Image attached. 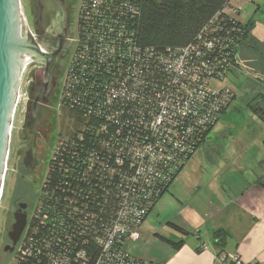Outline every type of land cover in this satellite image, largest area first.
I'll list each match as a JSON object with an SVG mask.
<instances>
[{
  "label": "built area",
  "instance_id": "2783aa9c",
  "mask_svg": "<svg viewBox=\"0 0 264 264\" xmlns=\"http://www.w3.org/2000/svg\"><path fill=\"white\" fill-rule=\"evenodd\" d=\"M133 1L116 0L117 5L109 6L104 0H78L60 108L78 109L76 116L87 125L67 119L70 127L54 146L41 198L16 244L12 264H170L138 258L130 246L141 240L142 221L160 193L228 109L232 92L218 84L235 66L240 37L235 43L203 39L205 30L195 44L173 54L142 50L132 25L126 28L137 15ZM101 9L117 15L112 28L103 27ZM232 10L230 5L229 16L234 18L238 12ZM29 63L21 71L13 114ZM117 103L124 106L120 113ZM83 126L94 135L95 128L101 129L100 153L91 157L103 154L110 168L93 173L92 158L85 168L79 157L70 160L71 146L82 140L77 128ZM72 165L76 173L69 175ZM67 172L79 180L78 188L54 187L52 176L56 182ZM99 183L109 187L98 188ZM104 210L109 214L101 223L95 214ZM215 259L217 264H244L225 250Z\"/></svg>",
  "mask_w": 264,
  "mask_h": 264
},
{
  "label": "crops",
  "instance_id": "0c3cea01",
  "mask_svg": "<svg viewBox=\"0 0 264 264\" xmlns=\"http://www.w3.org/2000/svg\"><path fill=\"white\" fill-rule=\"evenodd\" d=\"M257 50L264 53V24L254 22L249 40L239 49L240 65L249 63L252 57H245L253 56ZM260 98L264 104V93L257 97ZM253 155L228 163L218 157L193 158V178L185 171L168 190L179 198L182 192L191 190L193 201L180 206L183 216L167 223L180 228L186 236L192 235L193 241H173L159 235L172 243L183 241L179 249H174L154 234L153 250H146L140 258L170 264H217L216 254L225 250L236 253L244 264H264V151L257 150ZM204 167L212 169L211 173ZM142 237L141 234V240ZM202 245L207 249L201 250Z\"/></svg>",
  "mask_w": 264,
  "mask_h": 264
},
{
  "label": "rangeland",
  "instance_id": "374dc122",
  "mask_svg": "<svg viewBox=\"0 0 264 264\" xmlns=\"http://www.w3.org/2000/svg\"><path fill=\"white\" fill-rule=\"evenodd\" d=\"M21 1L23 2V0ZM73 1H75V18L78 0ZM230 4L233 9L232 11L237 10L238 14H235V18L239 22L247 23L253 20L255 23L257 22L264 24V0H258L254 4L246 0H231ZM74 30L75 19L73 35L69 40L70 52L68 55V60L60 78L59 101L57 102V112L55 111L57 117L59 118L63 117V113L60 108V97L64 75L72 52V39L75 35ZM256 53H252L253 56H244L245 58H252H250L249 63L247 62L245 65H240L241 62L239 63V51L237 52L235 62L236 66H234V68L228 74L227 78L218 84L220 87L228 88L235 97L233 98V101L231 98L232 103H230L226 113L215 124L212 131L208 134L206 141L195 151L193 156L190 158L188 165H186L179 174L180 177L185 171H187L190 178H193V158L198 159L204 156H209L212 158L218 157V159H223L224 162L228 163V161H232L237 158H252L254 156L253 154L257 152V150L264 151V121L253 111L256 104L261 108V110L264 111V104L262 103L261 98L257 99L260 94L264 93V58H262L264 53L262 51H258ZM31 70V63L26 65L25 70H23L21 94L16 105L11 124L8 155L0 192V246L5 238L7 225L4 224L5 214L2 209V187L4 180L8 178L14 163L13 157L16 131L26 111V105L28 102L27 89L31 83ZM65 122L66 123H64L62 127L63 129H56V134L54 133L53 135L52 141L47 151V156L42 164L41 174L36 179V185L34 187V204L32 206L29 218L33 213L36 202L41 198L42 184L48 170V163L52 156L54 146L56 145L58 138H61L63 134H66L70 127L67 119H65ZM207 152H210V154ZM224 166V163H222V167ZM204 168L208 174L211 173L212 169L209 168V170H206V167ZM185 193L182 192V197L179 198L170 191L165 193L159 199V201L154 206L155 208H153L151 213L146 218L145 224L142 225L141 232L143 239L137 243H133L130 246V252L134 256L140 258L139 255L143 254L146 250H153L151 240L153 239L154 234L170 238L173 241H179L181 239L189 242L193 241L192 235L183 237L167 225V223L171 221L173 217L183 216V214H181L182 209L180 206H185L186 204L188 205L190 201H193V192L188 190ZM13 260L14 253L8 254L5 258L3 257L0 259V264H12Z\"/></svg>",
  "mask_w": 264,
  "mask_h": 264
},
{
  "label": "flooded vegetation",
  "instance_id": "af4514ba",
  "mask_svg": "<svg viewBox=\"0 0 264 264\" xmlns=\"http://www.w3.org/2000/svg\"><path fill=\"white\" fill-rule=\"evenodd\" d=\"M58 6L45 9L39 0H19L27 30L36 45L50 55L46 61L32 59L31 83L27 89L26 111L16 131L14 163L2 187L5 238L0 259L15 252L9 234L16 218L24 229L34 204V187L56 129H63L66 118L57 117L60 78L70 52L74 29L75 1L56 0ZM56 108V109H55ZM23 229V230H24Z\"/></svg>",
  "mask_w": 264,
  "mask_h": 264
},
{
  "label": "trees",
  "instance_id": "16d2710c",
  "mask_svg": "<svg viewBox=\"0 0 264 264\" xmlns=\"http://www.w3.org/2000/svg\"><path fill=\"white\" fill-rule=\"evenodd\" d=\"M115 1L116 0H104L109 6L117 5L118 3H114ZM133 2V6L131 7L136 9L137 15L133 17V20L127 22L126 28H128V26L131 27L132 25L134 30V40L142 50L145 48L150 50L154 49L158 54L162 55H165L168 51L173 54L180 49L195 44L200 34L205 30L206 33L203 35V39L216 38L219 40L225 38V43H235L236 41L233 40H236V37L239 34L240 42L236 46V49L239 51L240 47L249 40L251 30L254 27V22L252 21L241 23L235 17L233 18L229 16L228 8L231 5V0H136ZM100 14L105 19L103 27H106L107 29L112 28L114 26V19L117 18V15L112 11L107 12L105 9H101ZM92 30L94 29H90V31ZM235 62L234 65L236 66ZM115 110L118 113L122 112L124 110L123 104L117 103L115 105ZM76 111L78 112V109H76ZM76 111H67L65 108H62L64 118L69 119L76 124H78L77 122H80L87 125L86 119L81 118L80 115L76 116ZM253 111L264 121V111L261 110L257 104L254 106ZM224 113L225 111L221 116ZM77 130L78 132L82 131V140L76 141L74 146H71L73 150L71 151L70 160L71 157H79L81 159L80 164H85V168L86 166L88 167V164L86 165L88 160L92 158L94 164L89 166L93 173L98 172L100 168H110L111 166L103 161V154L91 157L93 152L100 153V143L104 141L100 137L102 135L101 129L95 128V134L98 135L97 139L96 135L89 134L87 126H83V128L78 127ZM210 132L205 135L202 144L205 142ZM77 135L79 136L77 133L75 138ZM101 162L103 163L101 164ZM62 166L67 165L61 164V168ZM93 166L94 168H92ZM75 173V165H72L69 168V175ZM66 174L65 176L57 177L56 182L55 176H52L51 181L55 183L54 187H58L57 189L64 191L65 188L77 189L78 187L76 186L80 184L79 180L77 178L68 177V172ZM179 174L180 173H177L173 176L171 184L166 187L164 192L160 193L156 203L165 193L168 192ZM96 186L98 188L109 187L108 184L100 183ZM86 188H89V186ZM107 207L111 208L112 203ZM107 214H109V212L104 210L102 212H96L95 216L102 223ZM148 215L144 218L142 224ZM169 225L175 231L186 236V233H183L180 228L172 224ZM155 238L172 246L174 249H179L183 245V241L172 243L159 235H155Z\"/></svg>",
  "mask_w": 264,
  "mask_h": 264
},
{
  "label": "water",
  "instance_id": "95a60500",
  "mask_svg": "<svg viewBox=\"0 0 264 264\" xmlns=\"http://www.w3.org/2000/svg\"><path fill=\"white\" fill-rule=\"evenodd\" d=\"M39 1L45 9L58 6L56 0ZM19 6V0H0V188L23 65L34 58L46 61L50 57L36 45L22 20ZM24 225V221L16 218L14 230L9 234L13 246L24 232Z\"/></svg>",
  "mask_w": 264,
  "mask_h": 264
},
{
  "label": "bare ground",
  "instance_id": "6f19581e",
  "mask_svg": "<svg viewBox=\"0 0 264 264\" xmlns=\"http://www.w3.org/2000/svg\"><path fill=\"white\" fill-rule=\"evenodd\" d=\"M19 7H20V6H19ZM20 14H21V16H22V13H21V7H20ZM22 20H23V16H22ZM24 65H25V64H24ZM24 65H23V66H24Z\"/></svg>",
  "mask_w": 264,
  "mask_h": 264
}]
</instances>
